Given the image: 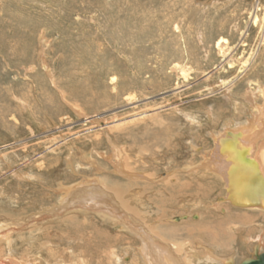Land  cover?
<instances>
[{
    "label": "rangeland",
    "instance_id": "obj_1",
    "mask_svg": "<svg viewBox=\"0 0 264 264\" xmlns=\"http://www.w3.org/2000/svg\"><path fill=\"white\" fill-rule=\"evenodd\" d=\"M263 36L264 0H0V218L22 226L0 256L140 264L139 241L101 220L91 187L182 253L203 243L241 264L264 252V214L218 204L223 183L185 169L208 162L226 119L252 116L247 91L264 103ZM62 187L86 190L82 220L58 212ZM209 258L198 264H222Z\"/></svg>",
    "mask_w": 264,
    "mask_h": 264
},
{
    "label": "bare ground",
    "instance_id": "obj_2",
    "mask_svg": "<svg viewBox=\"0 0 264 264\" xmlns=\"http://www.w3.org/2000/svg\"><path fill=\"white\" fill-rule=\"evenodd\" d=\"M252 18H253V24L258 25V21H259L258 16L255 14ZM217 46L219 48V51L222 53L223 57L228 58L230 55L229 51L231 49L229 46V41L225 38H221L217 42ZM229 62H230V66H233L234 64L233 61L230 60ZM250 65L251 62H246L244 67L249 68ZM176 69L181 71L183 76L187 78V70H185L181 66H178ZM251 85L252 83L250 82L248 85L249 86L248 90L251 89ZM227 90L229 91V88ZM261 94L264 99V92H262ZM225 95L226 97H228V99L230 100V102H232L233 105H236L237 103L240 102L238 101L237 98L231 96L229 92L225 93ZM256 97L257 94H255V98H252V93L247 91V93L245 94V96L241 101V102L244 101L243 102L244 104H245V100L247 101V104L245 106L248 111L247 114H251L252 115L251 117L250 116L245 117L244 119L241 120V122L239 123L237 122L235 126H233L234 124L233 119H226V121L222 123V129L217 131L216 134L214 135L212 134V140L215 145V150L214 151L210 150L211 151L209 153L210 156L206 157L207 159L204 158L208 162L207 163L203 162L201 166L200 165L196 166L194 164L187 163L185 165V169L187 171H195V172L198 171V169L200 171L201 168H204L205 170L207 169L208 172H210L209 174L206 170L208 176H210L211 178L212 177L216 178L218 181L223 183L226 194L225 196L217 199L218 204L223 202L224 203L228 202L232 207L236 209L237 208L254 209V210H258L261 214H264V192L263 190H261V187L255 175L258 170L260 175L264 178V103L260 105L256 101ZM205 111H207V113L211 115L210 112L211 109L208 110V108L206 107ZM192 148L193 150L196 151L197 150L196 148L198 147L192 146ZM254 167L257 168L256 171ZM203 174L206 175L204 172ZM249 180L250 182L255 181L258 185L257 186L258 188L255 191L256 193L251 195L249 192L250 191V183L248 182ZM246 182L248 188L245 187ZM241 186H243L244 188L242 189ZM72 188L73 187H62L59 189L60 203L57 209L58 212H60L61 210L62 212L63 211L67 212L70 209L75 208L79 214V217L76 218L70 217L72 219L69 218L68 221L77 222L79 218L85 217L84 208L85 207L89 208V207L86 206L85 204L86 202L84 203L83 200H80V202L82 201L81 204L76 201V200L79 201L80 198L84 197V193L86 194V190L84 188H82L81 190H77V189L75 190L73 188L74 189L73 191L71 190ZM90 192L92 193L94 192V194H89V195L86 194L85 195L86 199L87 197L88 198L96 197L99 200V203L102 204L100 208L98 207V210L93 209L94 212H97L99 214L101 220L106 221L110 224H115L117 223V220H122L119 223L121 224L120 229L123 232H125L124 234H127L128 236H130V238H133L135 241L136 240L139 241V244L138 246H136V249L139 252L138 256H139L140 264H198L199 262L202 263L201 259H203V256L210 257L209 259L212 258L216 261H220L222 264H235L234 263L235 256L231 255L226 258H217V256L214 255V250L204 245L203 243H198L196 246H194V248L186 249V251L182 253L181 246L173 242H170L168 238H165V236L164 237L160 236V233L156 232V229L154 227H150L151 226L150 224L153 223L144 222V224L143 223L141 224L139 222L134 221V218H131L133 217L132 211H131L132 213L123 212L122 208L124 209L125 206L124 207L122 206L121 209H118L117 207V210H115L116 208L114 209V206H112L113 199L110 196H108L106 192L102 193V191H100L98 194H96L97 187H93V188L91 187ZM251 202H257V203L255 204ZM122 204L123 202H121V205ZM242 204H244V206ZM53 211H54L53 212L54 215L57 214V212L55 213L54 209ZM86 211L89 210L86 209ZM122 214H124L125 216L121 217ZM47 216L50 217L51 213L50 215L47 214ZM40 217L41 216H39V218ZM78 224L81 227V223L78 222ZM14 226L15 227L20 226L19 229H21L22 227L19 221H10L9 219L0 218V255L2 254L3 244H8L9 247L12 246L11 242L12 239L14 238L13 237L11 238V235L15 233ZM261 231L264 232V229H262ZM259 238L260 240H262L263 236L260 235ZM244 239L246 240V238ZM169 243L172 244V247L169 245ZM126 245H127L126 247L130 249L133 244L128 243ZM131 249L130 251L128 250L129 253L131 252ZM197 249H200L201 252H198ZM258 253L263 254L264 252H261L259 250ZM252 258L256 259V256L253 255ZM131 260H134V257H130V261ZM0 264H11V263L5 260L4 258H2V256H0ZM129 264H133V263H129Z\"/></svg>",
    "mask_w": 264,
    "mask_h": 264
},
{
    "label": "water",
    "instance_id": "obj_3",
    "mask_svg": "<svg viewBox=\"0 0 264 264\" xmlns=\"http://www.w3.org/2000/svg\"><path fill=\"white\" fill-rule=\"evenodd\" d=\"M254 169H255V171L257 170L256 167H254ZM240 172H242V171H240ZM255 175L257 177V180L259 182V185L261 187V190H263V192H264V178L260 175V173L258 172V170H257V173ZM248 182L250 183V191H249L250 192V195L256 193L255 191L258 188L257 187L258 186L257 183L255 181L250 182V180ZM245 187L248 188L247 187V182L245 184ZM241 188L243 189L244 187L241 186ZM251 203H255L256 204L257 202H251ZM242 205L244 206V204H242ZM183 218H186V217H183ZM258 251H259V245L254 248L253 255L256 256V259H254V258L251 257V259H248V260L246 259L244 262H242V264H264V253L263 254H259Z\"/></svg>",
    "mask_w": 264,
    "mask_h": 264
},
{
    "label": "crops",
    "instance_id": "obj_4",
    "mask_svg": "<svg viewBox=\"0 0 264 264\" xmlns=\"http://www.w3.org/2000/svg\"><path fill=\"white\" fill-rule=\"evenodd\" d=\"M209 247V246H208ZM211 248V247H210ZM213 249V248H212ZM214 250V249H213ZM215 251V250H214ZM216 252V251H215ZM220 256H222L221 254H220Z\"/></svg>",
    "mask_w": 264,
    "mask_h": 264
}]
</instances>
